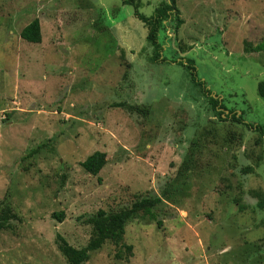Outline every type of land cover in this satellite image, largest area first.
Segmentation results:
<instances>
[{"label": "rangeland", "instance_id": "obj_1", "mask_svg": "<svg viewBox=\"0 0 264 264\" xmlns=\"http://www.w3.org/2000/svg\"><path fill=\"white\" fill-rule=\"evenodd\" d=\"M139 2L149 16L163 0ZM176 2L156 59L122 0H0V209L15 213L0 264H264V49H246L264 43V0ZM35 18L38 43L21 36ZM156 196V220L126 225L132 252L107 241L81 260L90 215Z\"/></svg>", "mask_w": 264, "mask_h": 264}, {"label": "trees", "instance_id": "obj_2", "mask_svg": "<svg viewBox=\"0 0 264 264\" xmlns=\"http://www.w3.org/2000/svg\"><path fill=\"white\" fill-rule=\"evenodd\" d=\"M124 4L133 5L135 7L136 16L148 25L147 39L154 47L156 59H159L162 55L163 44L159 40V34L162 28L166 26L168 20H176V28L180 27L183 23V19L179 15V8L176 0H163V2L156 8L152 15H145L139 11V0H122ZM22 38L27 41L38 43L42 41V30L39 18H35L29 24H27L21 31ZM247 51H261L264 49V43H260L251 48H246ZM192 60L185 61L180 60L179 63L186 66L193 80L195 81L196 67L191 63ZM202 85L201 82H198ZM211 103L219 114L223 118L224 108L220 103L219 98L212 96L211 92L207 90ZM258 93L264 98V79L258 83ZM226 114L225 118L232 117L236 120L241 118L238 113L235 112L232 115ZM107 163L106 152L97 150L90 154L83 162L84 169L93 174L98 175ZM164 194V192H163ZM163 201L162 196L156 197H141L135 200L132 205L123 207L116 211H107L99 209L96 213L90 215L87 218V223L92 225V236L88 244L80 251L81 260H86L92 252L100 250L107 241H112L117 245H124L126 250L132 252L133 245L125 244L126 225L133 219L138 218L142 213L152 220H156L157 216L153 208ZM237 202H239L237 200ZM260 207H264V198L259 201ZM55 217H58L62 221L64 217L63 212H54ZM15 217V213L12 210V206L9 203H4L0 209V231L10 227L11 220ZM159 225L161 220H158ZM118 256L122 257L119 253ZM76 261V260H74Z\"/></svg>", "mask_w": 264, "mask_h": 264}]
</instances>
